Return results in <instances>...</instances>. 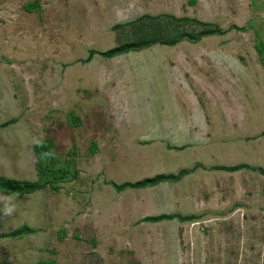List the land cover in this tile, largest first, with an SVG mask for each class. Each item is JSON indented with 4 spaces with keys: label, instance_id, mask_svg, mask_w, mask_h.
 I'll list each match as a JSON object with an SVG mask.
<instances>
[{
    "label": "rangeland",
    "instance_id": "1",
    "mask_svg": "<svg viewBox=\"0 0 264 264\" xmlns=\"http://www.w3.org/2000/svg\"><path fill=\"white\" fill-rule=\"evenodd\" d=\"M36 144L62 178L0 191V264H264V0H0V176Z\"/></svg>",
    "mask_w": 264,
    "mask_h": 264
},
{
    "label": "trees",
    "instance_id": "2",
    "mask_svg": "<svg viewBox=\"0 0 264 264\" xmlns=\"http://www.w3.org/2000/svg\"><path fill=\"white\" fill-rule=\"evenodd\" d=\"M203 28L197 33L196 37H191L192 40H197L199 37L202 36H207L210 34H219L220 30L215 26L210 23H202V22H195ZM117 27L120 26V24H115ZM210 27V28H209ZM189 37V34L182 32L180 33L176 38H172L169 40L162 39L161 42L159 43H165V44H173L176 43L178 40ZM154 43V41H139V42H130V43H123L121 45H115L110 48L105 49L104 51L98 52L94 50H88L87 55L85 57V61H88L92 55H98L102 58H109L114 55H120L129 51H134L138 50L144 47L149 46L150 44ZM42 148L41 144H36L34 145V154L37 160V166H38V171H39V181L32 182V181H26V180H15V179H8L3 176H0V191H4L7 193L13 192L17 194H27L31 193L33 191L39 190L43 188L46 185V182L50 178H62L61 176H58L57 172L55 170H49L46 168V166L43 164L42 160V155L40 154V150ZM238 165L235 166H223L224 169H227L228 171H233L238 169ZM262 174H264V170H260ZM184 174V171L179 172L178 174L171 175L170 173H162V174H157L152 177H146L142 178L140 180H136L133 182H123L120 184H113L112 182L110 183L112 188H114L117 191L123 190L124 188H130V189H140V188H145V187H151L154 186L158 183H160L163 180H170V181H176L178 180L182 175ZM61 180V179H60ZM54 189L55 186H52ZM177 218L179 220H190L191 218L189 216H178V215H169L168 213H162L159 215L155 216H146L142 218V221H147V222H156L160 221L162 219H173ZM33 230L26 227V226H20L8 233H4L1 236L2 237H16L21 234H27L32 232Z\"/></svg>",
    "mask_w": 264,
    "mask_h": 264
},
{
    "label": "clouds",
    "instance_id": "3",
    "mask_svg": "<svg viewBox=\"0 0 264 264\" xmlns=\"http://www.w3.org/2000/svg\"><path fill=\"white\" fill-rule=\"evenodd\" d=\"M54 155V153H45L43 154L44 158H51ZM13 207L9 206L5 209V215H10L13 212Z\"/></svg>",
    "mask_w": 264,
    "mask_h": 264
}]
</instances>
